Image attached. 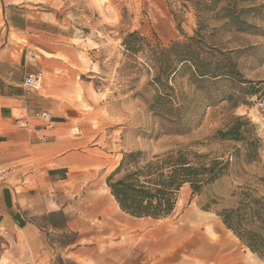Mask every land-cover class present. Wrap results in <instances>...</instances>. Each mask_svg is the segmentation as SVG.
<instances>
[{"label":"crops","instance_id":"crops-1","mask_svg":"<svg viewBox=\"0 0 264 264\" xmlns=\"http://www.w3.org/2000/svg\"><path fill=\"white\" fill-rule=\"evenodd\" d=\"M70 3L0 0V264H155L133 255L141 222L106 186L116 164L103 93L81 73ZM36 71L42 84L29 88ZM206 220L191 216L195 226Z\"/></svg>","mask_w":264,"mask_h":264},{"label":"rangeland","instance_id":"rangeland-1","mask_svg":"<svg viewBox=\"0 0 264 264\" xmlns=\"http://www.w3.org/2000/svg\"><path fill=\"white\" fill-rule=\"evenodd\" d=\"M70 1V23L86 65L81 73L103 93L104 142L115 154V164L125 151L141 150L150 157L186 145L209 158L230 162L228 171L200 193L183 186L169 216L135 219L141 222V235L136 244L139 254L134 249L133 255H155V264L161 255H180L181 259L173 258L171 264H264V258L251 252L218 214L235 207L246 194L264 195V99L251 97V105L236 108L226 101L195 104L187 113L189 129L185 134L163 133L164 120L149 107L155 89L149 83L152 71L148 62L141 52L130 54L122 45L124 36L132 31L151 43L167 44L200 28L206 45L228 53L245 78L264 79V0ZM229 11L239 18L238 24H228L223 18ZM175 79L178 90L194 94L186 74H177ZM234 115H244L255 125L262 142L256 160L246 161L243 151L237 152L240 142L216 138V131ZM195 213L208 220L195 226L191 223ZM207 225L221 240L220 247L212 246ZM227 252L231 255H225Z\"/></svg>","mask_w":264,"mask_h":264},{"label":"trees","instance_id":"trees-1","mask_svg":"<svg viewBox=\"0 0 264 264\" xmlns=\"http://www.w3.org/2000/svg\"><path fill=\"white\" fill-rule=\"evenodd\" d=\"M223 18L228 24H238L239 18L227 12ZM122 45L130 54L142 53L152 71L149 83L154 87L150 108L164 120L163 133L181 135L189 129L187 113L195 104L208 106L226 101L231 108L251 105L249 99H264V79L244 77L237 63L215 47L206 45L200 28L193 35L167 44L150 39L138 31L124 36ZM147 49L144 54L143 50ZM186 74L194 94L188 95L176 88V75ZM216 138L241 143L246 161L258 158L262 144L255 125L244 115H234L215 133ZM230 166L228 159L209 158L206 153L178 146L145 157L141 150L122 153L116 167L106 177V186L118 207L137 217L162 219L175 209L180 189L188 185L192 193L220 178ZM219 214L248 249L264 258V195L246 194L235 207L225 208Z\"/></svg>","mask_w":264,"mask_h":264},{"label":"built area","instance_id":"built-area-1","mask_svg":"<svg viewBox=\"0 0 264 264\" xmlns=\"http://www.w3.org/2000/svg\"><path fill=\"white\" fill-rule=\"evenodd\" d=\"M43 81V72L42 71H36L33 73H29L25 80L24 83L27 85L29 88H34L37 89L41 86ZM41 117H43L46 120L50 119V114L47 112H42L40 114Z\"/></svg>","mask_w":264,"mask_h":264},{"label":"bare ground","instance_id":"bare-ground-1","mask_svg":"<svg viewBox=\"0 0 264 264\" xmlns=\"http://www.w3.org/2000/svg\"><path fill=\"white\" fill-rule=\"evenodd\" d=\"M203 218H204V217H203ZM206 218H207V217L205 216V219H206ZM206 233H207L208 235L214 237V239H215V243H214V245H217V244L219 243V242L217 241V240H218V236H216L215 233L212 231L211 226L207 225V227H206ZM218 246L220 247L221 244L219 243ZM222 247L224 248V246H222ZM222 247H221V248H222Z\"/></svg>","mask_w":264,"mask_h":264}]
</instances>
